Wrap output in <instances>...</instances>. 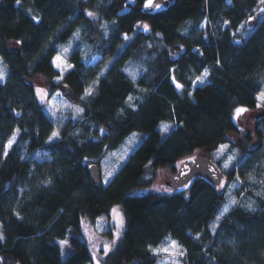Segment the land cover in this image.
<instances>
[{"label":"trees","instance_id":"1","mask_svg":"<svg viewBox=\"0 0 264 264\" xmlns=\"http://www.w3.org/2000/svg\"><path fill=\"white\" fill-rule=\"evenodd\" d=\"M146 4L0 0V264L92 261L82 219L116 203L126 225L102 264H157L153 250L168 238L184 247V264H264V112L251 133L234 118L238 106L257 108L264 88V0ZM80 28L96 59L76 45L58 87L83 111L50 142L56 126L33 79L56 85L54 58ZM205 69L208 80L195 85ZM135 131L143 139L104 183L103 158ZM225 142L237 157L221 170L224 189L197 175L171 192H138L156 172L176 173L182 158ZM233 183L237 201L224 214Z\"/></svg>","mask_w":264,"mask_h":264},{"label":"rangeland","instance_id":"2","mask_svg":"<svg viewBox=\"0 0 264 264\" xmlns=\"http://www.w3.org/2000/svg\"><path fill=\"white\" fill-rule=\"evenodd\" d=\"M144 25H146V23ZM78 44L82 46L88 61H94L96 59V56H93L91 53L92 46L87 41L84 40L83 30L80 28L75 33L74 37L70 42L62 45L59 48V51L55 56V58L57 56H60L61 60L56 61L54 58V65L56 66L57 63L60 64L59 68L56 67L60 73V75L54 79L56 85L54 86L52 81H48L43 76H37L33 79V82L36 87V91L37 89H43L47 93V96L42 103L45 105L47 113L50 115L51 119L55 123L56 128L54 132L56 131L59 132L60 128L67 122V120L70 117L74 119L77 117V115H79V112H77L78 106L66 93L65 89H63L62 87H58L60 81L62 80L63 75L66 73V71H68V69L72 67V63L71 60L69 59V56L73 48ZM66 49L67 51H65ZM128 71L130 75L133 77V79L136 80L139 75V68L136 66H132L128 68ZM204 71L198 77L203 76ZM6 73H7V64L3 59V57L0 55V79L5 80ZM207 80H208V76L204 79L203 83H201L200 80L196 79L195 85L204 84L206 83ZM94 86L95 84L93 83L89 89L92 90ZM262 92H264V88L260 93ZM260 93L258 95V98L260 97ZM37 95L41 101V96L44 95V92H41L40 94ZM263 103L264 100H261L259 98V106L255 109H251L243 105L235 108L234 118L238 122L241 132L243 134L253 132V124L256 122L258 117L264 112V109L262 107ZM241 107L247 110L241 113L239 116H237L236 109ZM163 126L164 125L161 126L162 130L164 128ZM144 135L145 133L143 132L135 131L125 140V142L118 149L109 152L103 158V161L101 163V168H102V180L104 183H107L112 178V176L120 167V165L127 159L129 154L138 146L140 141L143 139ZM15 138L16 137H13L11 141L14 142ZM233 140L238 142L240 139L233 138ZM236 151H237L236 149H231V145L229 142H225L221 144L218 149L211 152H208L205 149H199L194 153L182 158V160L179 161L177 165L180 166L181 163L185 160L193 161L197 154H209L213 157V159L221 162V170L224 173L225 163L228 162V166H229L234 160H236L237 157ZM109 173H111V175H109ZM173 173L174 172L170 168L156 172L153 178L154 179L153 182L151 184L145 185L143 187V190H138V192L147 191V190L169 192L166 191V189H171V191H173L174 188L170 187L168 184V181L170 180V177L173 175ZM227 184L228 181L225 176L221 183L223 189L227 186ZM234 185L235 183H233L232 184L233 187H231V189L228 190V202L221 211L224 214L237 201V198L233 192ZM121 215L123 216L124 219V225L122 228L117 223ZM216 223L217 222H215L214 226H216ZM125 225L126 224H125L124 212L121 204L119 203L113 204L109 209L108 213H105L95 219L84 217L82 219V234L88 241L90 246V251L93 256V260L87 262L86 264H97V262L98 264H102L105 255L115 247L116 243L123 235ZM117 231H119L118 238L116 236ZM63 241L65 240H60V242ZM173 241L176 242L175 248L172 247ZM66 246L67 244H64L62 247H66ZM164 248H168L169 251L167 252L163 251L162 249ZM155 249H161V251L158 252L159 260L157 264H184L183 257L185 254V250L184 247L180 244V242H178L176 239L168 238L165 241H163L161 244L157 245L154 248V250ZM181 252L183 253V255L180 254Z\"/></svg>","mask_w":264,"mask_h":264},{"label":"water","instance_id":"3","mask_svg":"<svg viewBox=\"0 0 264 264\" xmlns=\"http://www.w3.org/2000/svg\"><path fill=\"white\" fill-rule=\"evenodd\" d=\"M173 0H154L155 3L168 5ZM91 177L95 182H100V167L97 163L90 166ZM201 175L219 184L223 180V173L216 161L209 154H197L193 161L185 160L178 167L175 174L170 177L168 184L172 188H179L189 183L195 176Z\"/></svg>","mask_w":264,"mask_h":264},{"label":"snow or ice","instance_id":"4","mask_svg":"<svg viewBox=\"0 0 264 264\" xmlns=\"http://www.w3.org/2000/svg\"><path fill=\"white\" fill-rule=\"evenodd\" d=\"M152 4H153V0H147L146 7H147V6H151ZM159 7H160V5H159V4H156V8H159ZM88 15H91V13H88ZM144 29L147 30V29H148V26H147V25H144ZM124 38L127 40V39H128L127 35H125ZM65 51H67V49H66ZM55 60H56V61H60V60H61V57H60V56H57V57L55 58ZM56 67L59 68V67H60V64L57 63V64H56ZM69 67H71V66H69ZM207 76H208V72H207V70L205 69V71H204V73H203V76H201V77H197V79L200 80L201 83H203L204 79H205ZM172 80L175 82V76L172 77ZM176 86H177V88H182V87H183V86L180 85L178 82H176ZM41 92H44V95L41 96V102H43L44 99H45L46 96H47V93H46V91L43 90V89H37V94H40ZM91 92H92L91 89L87 90V91H86V96H87V95H91ZM259 98H260L261 100H264V92L260 93V97H259ZM81 99H83V97H82ZM246 110H247V109H245V108H243V107H241V108H237V109H236V115L239 116L241 113H243V112L246 111ZM82 111H83V109H77V112H82ZM163 131H164V132H167V131H168V127L165 126V127L163 128ZM58 137H59V132H58V131L53 132V133H52V136L49 137V141L51 142L54 138H58ZM12 143H13V141L10 140V141L8 142V146L11 147ZM5 155H6V153H5ZM224 166L227 168V167H228V162H226ZM109 175H111V173H109ZM166 191L171 192V189H166ZM114 211H115V210H114ZM117 223L119 224V226H120L121 228L123 227V225H124V219H123V216H122V215L120 216V218H119V220L117 221ZM116 236H117V238L119 237V231H117ZM2 239H3V236L0 235V240H2ZM64 244H67V241H63V242H61V246H63ZM106 247H107V246H106ZM172 247H173V248L176 247V242H175V241L172 242ZM162 250L165 251V252L169 251L168 248H164V249H162ZM153 251H155V252L158 253L159 251H161V249H155V250H153ZM180 254L183 255L182 252H181ZM97 264H98V262H97Z\"/></svg>","mask_w":264,"mask_h":264}]
</instances>
